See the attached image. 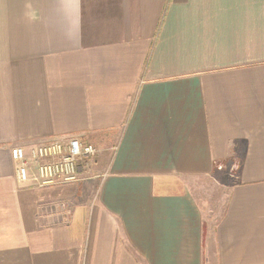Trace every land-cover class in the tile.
I'll return each instance as SVG.
<instances>
[{
	"label": "crops",
	"instance_id": "0c3cea01",
	"mask_svg": "<svg viewBox=\"0 0 264 264\" xmlns=\"http://www.w3.org/2000/svg\"><path fill=\"white\" fill-rule=\"evenodd\" d=\"M0 264H264V0H0Z\"/></svg>",
	"mask_w": 264,
	"mask_h": 264
},
{
	"label": "built area",
	"instance_id": "2783aa9c",
	"mask_svg": "<svg viewBox=\"0 0 264 264\" xmlns=\"http://www.w3.org/2000/svg\"><path fill=\"white\" fill-rule=\"evenodd\" d=\"M97 152L93 144L78 137L47 140L28 150L21 146L10 148L17 179L39 186L79 181L82 170Z\"/></svg>",
	"mask_w": 264,
	"mask_h": 264
},
{
	"label": "rangeland",
	"instance_id": "374dc122",
	"mask_svg": "<svg viewBox=\"0 0 264 264\" xmlns=\"http://www.w3.org/2000/svg\"><path fill=\"white\" fill-rule=\"evenodd\" d=\"M200 191H196V194H198ZM203 195V194H201ZM210 198L212 199V215L214 217H217L223 207L224 204V193L222 190L214 191Z\"/></svg>",
	"mask_w": 264,
	"mask_h": 264
}]
</instances>
